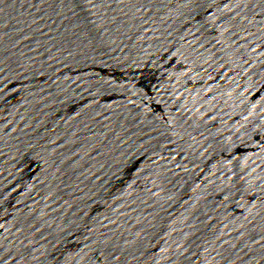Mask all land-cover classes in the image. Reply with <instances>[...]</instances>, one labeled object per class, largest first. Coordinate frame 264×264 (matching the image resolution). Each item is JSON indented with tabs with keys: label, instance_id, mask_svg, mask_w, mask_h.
<instances>
[{
	"label": "water",
	"instance_id": "1",
	"mask_svg": "<svg viewBox=\"0 0 264 264\" xmlns=\"http://www.w3.org/2000/svg\"><path fill=\"white\" fill-rule=\"evenodd\" d=\"M0 264H264V0H0Z\"/></svg>",
	"mask_w": 264,
	"mask_h": 264
}]
</instances>
